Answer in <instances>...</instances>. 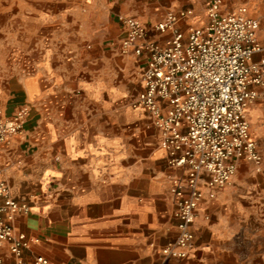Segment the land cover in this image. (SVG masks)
Returning <instances> with one entry per match:
<instances>
[{"label": "crops", "instance_id": "obj_1", "mask_svg": "<svg viewBox=\"0 0 264 264\" xmlns=\"http://www.w3.org/2000/svg\"><path fill=\"white\" fill-rule=\"evenodd\" d=\"M207 1L0 0V108L5 117L28 109L22 136L0 145V174L29 208L12 221L28 239L26 261L264 264V85L244 109L260 169L238 162L230 182L199 203L187 256H161L177 232L170 187L180 171L149 113L131 106L140 66L120 52L116 15L150 26L189 7L186 21L201 24ZM221 3L245 6L264 45V0ZM23 15L34 23L13 27ZM1 256L12 260L6 248Z\"/></svg>", "mask_w": 264, "mask_h": 264}, {"label": "built area", "instance_id": "obj_2", "mask_svg": "<svg viewBox=\"0 0 264 264\" xmlns=\"http://www.w3.org/2000/svg\"><path fill=\"white\" fill-rule=\"evenodd\" d=\"M221 4L208 0L201 24L186 21L193 16L189 7L170 9L150 26L116 15L120 52L132 53L140 66L141 88L131 106L149 113L168 165L180 171L170 187L177 232L162 247V258L187 256L199 203L230 182L238 162L260 169L261 155L244 109L258 96L254 86L264 85V45L257 39L258 21L245 6L222 10ZM151 34H162V41ZM257 53L261 56L254 60ZM27 114L21 106L5 117L0 108V145L22 136ZM28 209L11 196L0 174V264H54L41 255L30 262L22 256L29 242L12 221ZM3 248L12 260L3 259Z\"/></svg>", "mask_w": 264, "mask_h": 264}, {"label": "rangeland", "instance_id": "obj_3", "mask_svg": "<svg viewBox=\"0 0 264 264\" xmlns=\"http://www.w3.org/2000/svg\"><path fill=\"white\" fill-rule=\"evenodd\" d=\"M238 6H240V5H237V6L233 7V8H231V9H234V8H236V7H238ZM204 20H205V19H203V20L201 21V23H203ZM199 21H200V19H196V21H194V22H199ZM31 23H34V22L31 21V20H29V18H27L26 15H23V16H21V17H18L17 20H13V21L11 22V24H12L13 27H15V25H18L19 27H24V26L28 27V26L31 25ZM9 24H10V22L8 21V26H9Z\"/></svg>", "mask_w": 264, "mask_h": 264}]
</instances>
